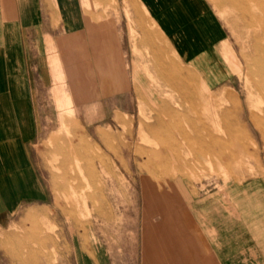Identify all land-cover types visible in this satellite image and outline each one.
Masks as SVG:
<instances>
[{"label": "crops", "instance_id": "1", "mask_svg": "<svg viewBox=\"0 0 264 264\" xmlns=\"http://www.w3.org/2000/svg\"><path fill=\"white\" fill-rule=\"evenodd\" d=\"M232 49L211 0H0V224L44 199L36 146L60 105L98 133L192 79L210 90L230 86ZM62 129L72 154L92 157L77 124L61 117ZM197 202V220L187 217L181 231L144 237L142 264H264V209L238 226L214 195Z\"/></svg>", "mask_w": 264, "mask_h": 264}, {"label": "rangeland", "instance_id": "2", "mask_svg": "<svg viewBox=\"0 0 264 264\" xmlns=\"http://www.w3.org/2000/svg\"><path fill=\"white\" fill-rule=\"evenodd\" d=\"M211 1L229 28L236 80L210 90L192 79L136 117L102 123L98 133L60 105L59 121L53 117V131L36 146L45 197L0 224V264H142L144 237L150 243L151 231L164 237L166 226L179 232L187 217L196 221L203 195L217 197L238 226L249 224L252 211L260 215L264 117L251 87L250 48L233 11ZM61 117L77 124L92 157L72 154ZM54 133L60 138L51 141Z\"/></svg>", "mask_w": 264, "mask_h": 264}, {"label": "bare ground", "instance_id": "3", "mask_svg": "<svg viewBox=\"0 0 264 264\" xmlns=\"http://www.w3.org/2000/svg\"><path fill=\"white\" fill-rule=\"evenodd\" d=\"M220 2L233 11L234 21L248 42L250 48L251 75L249 76L252 79L251 87L254 88L253 91L256 94L257 102L264 117V0H220ZM157 66L159 65L157 64ZM231 113L232 111L228 108L224 111L226 117H233Z\"/></svg>", "mask_w": 264, "mask_h": 264}]
</instances>
